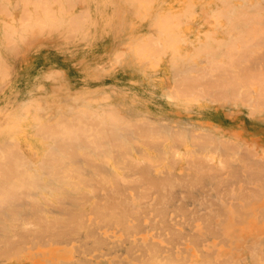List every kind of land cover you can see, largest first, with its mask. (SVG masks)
<instances>
[{"label":"bare ground","instance_id":"obj_1","mask_svg":"<svg viewBox=\"0 0 264 264\" xmlns=\"http://www.w3.org/2000/svg\"><path fill=\"white\" fill-rule=\"evenodd\" d=\"M0 264H264V0H0Z\"/></svg>","mask_w":264,"mask_h":264}]
</instances>
